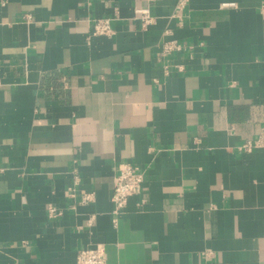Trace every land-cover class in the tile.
I'll return each instance as SVG.
<instances>
[{
  "label": "crops",
  "instance_id": "obj_1",
  "mask_svg": "<svg viewBox=\"0 0 264 264\" xmlns=\"http://www.w3.org/2000/svg\"><path fill=\"white\" fill-rule=\"evenodd\" d=\"M175 2L0 0V264H264V0Z\"/></svg>",
  "mask_w": 264,
  "mask_h": 264
},
{
  "label": "built area",
  "instance_id": "obj_2",
  "mask_svg": "<svg viewBox=\"0 0 264 264\" xmlns=\"http://www.w3.org/2000/svg\"><path fill=\"white\" fill-rule=\"evenodd\" d=\"M191 0H176L172 17L181 19L187 6ZM136 18L140 21L141 28H146L151 22V16L147 7L135 9ZM26 19L29 16H24ZM114 29L111 25V18L99 17L94 20L89 37L93 36H111L114 34ZM190 48L186 43H181L176 40H163L161 43L162 56L166 57L173 52H180ZM180 69V67H179ZM240 151L251 152L257 148H264V126L260 129L258 135L254 139L245 140L238 147ZM115 184L111 199L114 204L113 212L118 214L127 204L128 198L133 195H138L142 190L143 172L140 168L130 162H120L117 166V171L114 176ZM73 195V194H72ZM92 199L91 193H85L81 197L82 202H87ZM144 200L142 199L141 202ZM55 208H50V214H57ZM76 264H107L105 250L102 244H97L94 247L83 248L77 252Z\"/></svg>",
  "mask_w": 264,
  "mask_h": 264
}]
</instances>
